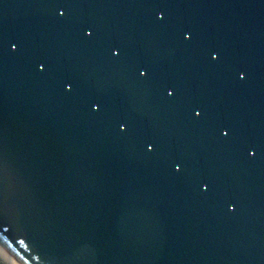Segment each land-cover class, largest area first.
<instances>
[{
	"label": "water",
	"instance_id": "1",
	"mask_svg": "<svg viewBox=\"0 0 264 264\" xmlns=\"http://www.w3.org/2000/svg\"><path fill=\"white\" fill-rule=\"evenodd\" d=\"M0 260L264 264V0H0Z\"/></svg>",
	"mask_w": 264,
	"mask_h": 264
},
{
	"label": "rangeland",
	"instance_id": "2",
	"mask_svg": "<svg viewBox=\"0 0 264 264\" xmlns=\"http://www.w3.org/2000/svg\"><path fill=\"white\" fill-rule=\"evenodd\" d=\"M0 264H5V263H3V262L0 260Z\"/></svg>",
	"mask_w": 264,
	"mask_h": 264
},
{
	"label": "bare ground",
	"instance_id": "3",
	"mask_svg": "<svg viewBox=\"0 0 264 264\" xmlns=\"http://www.w3.org/2000/svg\"><path fill=\"white\" fill-rule=\"evenodd\" d=\"M2 261V260H1ZM3 263H5L4 261H2ZM5 264H7V263H5Z\"/></svg>",
	"mask_w": 264,
	"mask_h": 264
},
{
	"label": "snow or ice",
	"instance_id": "4",
	"mask_svg": "<svg viewBox=\"0 0 264 264\" xmlns=\"http://www.w3.org/2000/svg\"><path fill=\"white\" fill-rule=\"evenodd\" d=\"M143 75V73H141ZM169 95H171V93H169Z\"/></svg>",
	"mask_w": 264,
	"mask_h": 264
}]
</instances>
